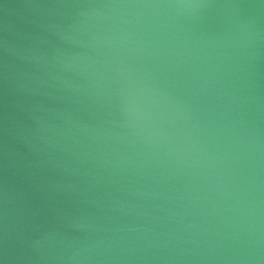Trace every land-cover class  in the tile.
Here are the masks:
<instances>
[{
	"label": "water",
	"instance_id": "water-1",
	"mask_svg": "<svg viewBox=\"0 0 264 264\" xmlns=\"http://www.w3.org/2000/svg\"><path fill=\"white\" fill-rule=\"evenodd\" d=\"M0 264H264V0H0Z\"/></svg>",
	"mask_w": 264,
	"mask_h": 264
}]
</instances>
